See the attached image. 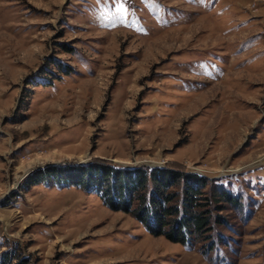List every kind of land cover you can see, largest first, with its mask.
Listing matches in <instances>:
<instances>
[{
	"label": "rangeland",
	"instance_id": "rangeland-1",
	"mask_svg": "<svg viewBox=\"0 0 264 264\" xmlns=\"http://www.w3.org/2000/svg\"><path fill=\"white\" fill-rule=\"evenodd\" d=\"M89 165L203 176L211 231L31 185ZM22 263L264 264V0H0V264Z\"/></svg>",
	"mask_w": 264,
	"mask_h": 264
},
{
	"label": "trees",
	"instance_id": "trees-1",
	"mask_svg": "<svg viewBox=\"0 0 264 264\" xmlns=\"http://www.w3.org/2000/svg\"><path fill=\"white\" fill-rule=\"evenodd\" d=\"M54 181L56 184L79 186L88 193L100 195L105 206L131 214L154 236L186 245L194 235L211 231L212 210L203 192L209 181L201 175L173 169H118L105 165L86 167H49L31 176V185ZM181 185V203L175 202ZM216 210L220 200L236 205L229 193L216 188ZM136 202V206L135 203ZM217 222H222L218 216ZM27 264V263H22Z\"/></svg>",
	"mask_w": 264,
	"mask_h": 264
}]
</instances>
